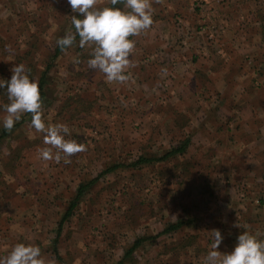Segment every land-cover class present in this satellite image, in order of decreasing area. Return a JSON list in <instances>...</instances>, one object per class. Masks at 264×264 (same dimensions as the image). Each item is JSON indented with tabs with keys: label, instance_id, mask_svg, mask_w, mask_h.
<instances>
[{
	"label": "rangeland",
	"instance_id": "1",
	"mask_svg": "<svg viewBox=\"0 0 264 264\" xmlns=\"http://www.w3.org/2000/svg\"><path fill=\"white\" fill-rule=\"evenodd\" d=\"M206 4L198 3L200 20L206 22L194 35L204 33L200 35L210 39L202 42L198 37L197 43L209 55L225 52L233 60L230 72L240 66L238 76L243 74L238 82L236 74L228 80L235 89L226 94L231 93L236 104L238 95L245 96L235 91L236 86L248 87L247 97L264 104V2L258 9L261 14L254 13L250 25L240 28L209 23ZM72 13L66 0H0V78L10 79V69L19 63L37 80L46 72L42 119L66 124V139L86 146L68 163L43 160L40 152L50 146L31 126V114H24L11 132L0 127L5 135L0 140V235L10 237L0 242V256L24 243L39 246L50 264H203L213 229L223 236L217 249L222 253L232 250L243 230L260 238L264 189H245L238 168L232 172L227 167L238 166V155L230 160L225 137H212L215 128L217 135L222 128L218 108L225 102L212 103L220 94L195 91L196 81L184 77H157L155 71L144 70L140 76L130 68L129 81L108 82L105 74L87 65L94 46L77 50L76 43L51 59L57 39L75 31L71 16L78 14ZM77 56L78 65L73 63ZM216 62L206 64L222 71ZM196 63L198 76L204 77L199 84L207 88L201 73L206 64L198 56ZM77 97L94 101L93 110L76 111ZM4 103L7 96L0 89V104ZM4 115L0 111V119ZM186 138L190 143L182 154L128 166L139 156L159 158ZM81 184L90 186L60 227ZM177 222H182L180 229L161 234ZM139 239L145 240L125 257Z\"/></svg>",
	"mask_w": 264,
	"mask_h": 264
},
{
	"label": "crops",
	"instance_id": "2",
	"mask_svg": "<svg viewBox=\"0 0 264 264\" xmlns=\"http://www.w3.org/2000/svg\"><path fill=\"white\" fill-rule=\"evenodd\" d=\"M204 1L207 3L206 8L211 16L209 23L217 21L224 27L228 25L234 28L249 26L252 15L256 12L261 14V10L258 9H262L260 3L264 2V0H151L154 10L152 26L139 36L130 37L136 41L135 49L130 57L136 67L130 68V70H133L134 74H140V70H144L145 73L155 71L157 77V74H161V76L172 75L177 76V78L184 77L191 82L196 81L195 91L199 90L200 93H203L211 90L212 93L214 91L219 93L220 98L217 97L212 103L218 105L222 99L225 102L224 106L218 108L221 112L219 123L222 124V128L218 135L215 133L217 131L215 128L212 137L214 135L216 138L219 135L225 137L224 141L228 143L230 160H233L232 156L238 155V166L234 165L233 167L228 164L227 167L232 172L238 168L239 173L247 183L245 189L249 192L255 191L254 193L263 192L261 189H264V104L247 97L248 87L236 86L235 91L240 94L245 93V96L238 95L236 104L233 102L231 93L226 94L228 89H235L229 87L228 80L236 74L237 76L234 78H237L238 82V78L242 77L243 74L238 76L240 66L233 73L230 72L233 60L225 52L224 55L219 56L209 55L208 51L197 43L198 37L202 42H207L210 39L207 38V40L203 35H200L204 33L198 32V35H194V32L200 31V27L206 22L200 20V17H203V12L198 8V3ZM112 6L110 0H97V8ZM114 7L126 10L123 3ZM212 17L215 20H212ZM169 31H173L174 36H170ZM207 36L209 35L207 34ZM173 38L175 39L173 40ZM225 38H227L226 35L222 37V42L226 41ZM223 48L218 50V54L223 52ZM261 48L258 47L259 50ZM191 55H194L193 60H191ZM197 56L200 59L203 58L205 64L206 62L217 61L219 68L222 69V71L211 70L207 65L208 63L204 68L202 67L201 73L206 77L207 88H201L203 86L199 84V80L204 81V77L198 76V70L196 71L199 67L196 63ZM226 64L229 66L227 71L224 69ZM140 76L142 75L140 74ZM217 99L220 100L216 101ZM210 107L209 109H211ZM213 118L218 124L217 116ZM207 129L211 132V126H208ZM246 198L250 202L249 197L246 196ZM5 237L10 238L7 233L1 234L0 242Z\"/></svg>",
	"mask_w": 264,
	"mask_h": 264
},
{
	"label": "clouds",
	"instance_id": "3",
	"mask_svg": "<svg viewBox=\"0 0 264 264\" xmlns=\"http://www.w3.org/2000/svg\"><path fill=\"white\" fill-rule=\"evenodd\" d=\"M73 13L71 21L75 31L57 39L56 44L64 51L77 43L78 46H94L87 61L92 70L105 74L108 82L125 83L130 80L129 68L136 65L130 57L136 41L130 37L139 36L153 24L151 0H110L112 7L97 8V0H67ZM123 3L126 10L114 7ZM6 51L14 56L10 46ZM79 64V57L73 58ZM10 79L0 78V89L4 90L8 103L0 104L5 115L0 127L11 132L26 113L31 114V126L44 135L49 145L40 152L43 160L63 159L65 163L80 152L86 151L83 143L66 139L70 129L66 124H47L42 119L43 100L37 79L31 77V69L25 64H13ZM236 227L240 228L237 224ZM211 233V250L203 258V264H264V239L248 230L237 237L231 251L220 252L218 247L223 236L218 229ZM0 264H50L42 255L41 248L34 244L17 243L6 256H0Z\"/></svg>",
	"mask_w": 264,
	"mask_h": 264
},
{
	"label": "trees",
	"instance_id": "4",
	"mask_svg": "<svg viewBox=\"0 0 264 264\" xmlns=\"http://www.w3.org/2000/svg\"><path fill=\"white\" fill-rule=\"evenodd\" d=\"M74 46H76V44ZM81 49L82 48H80V47L77 48V50H81ZM62 52L63 51H61L60 47L57 46L55 48L54 52H53V55H52V58L51 59L57 58ZM45 77H46V72L42 73L41 76L38 78V82H39V87H40V91H41V98H42V100L45 97V86H44V79H45ZM81 99H82L81 97H77L74 100V103L76 104V106L73 107V108H75L76 111H78V109L80 108V111L81 112L83 110H90V111H92L93 108H94V101L92 102L89 99H87V101L86 100L81 101ZM72 104L73 103H71V105ZM84 104H86V105H84ZM82 106H85L86 109H82ZM22 120H23V118H22ZM4 136H5L4 135V131H2L0 133V140L3 139ZM189 143H190L189 138H186L178 147L173 148L172 150H170L169 152L165 153L164 155H162L159 158H156V157H154V158H147V157H144V156H139L136 161L132 162L128 166L134 168V167H137V166H140V165L152 164V163H155V162H158V161H163V160H166L167 158L172 157V156H175L177 154H182V153H184L186 151ZM116 168L117 167H115V166L114 167H111L105 173L112 172ZM89 186H90V184H84V185L81 184L78 187V190H77L76 195L74 196V198L72 199V201L68 204V207H67L65 213L63 214V216H62V218H61V220L59 222V226L60 227L72 216V213L75 210V208L77 207L78 202L80 201V199L83 196L85 190H87ZM263 202H264V200H260V203L261 204ZM181 226H182V222H177V223H174V224H169L161 232V234H167V233H171V232L177 231L178 229H180ZM260 238L264 239V231L261 232ZM144 240L145 239L136 240L133 243V245L130 247V249L126 252L125 257H127L128 255H130L138 247L139 243L141 241H144ZM122 263H123V261L118 262V264H122Z\"/></svg>",
	"mask_w": 264,
	"mask_h": 264
}]
</instances>
